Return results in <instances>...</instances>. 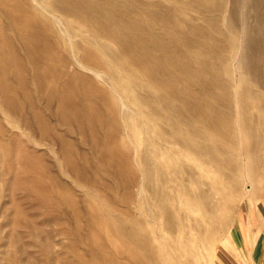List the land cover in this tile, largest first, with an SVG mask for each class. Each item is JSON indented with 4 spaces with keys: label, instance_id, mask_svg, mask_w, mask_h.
I'll use <instances>...</instances> for the list:
<instances>
[{
    "label": "bare ground",
    "instance_id": "6f19581e",
    "mask_svg": "<svg viewBox=\"0 0 264 264\" xmlns=\"http://www.w3.org/2000/svg\"><path fill=\"white\" fill-rule=\"evenodd\" d=\"M35 1L42 10L24 19L10 8L16 2L0 0V49L21 41L33 70L42 59L48 67L61 62L69 82L94 84L109 100L65 94L66 104L84 103L74 115L80 127L99 123L115 138L118 130L121 139L141 143V190L169 236L133 218H112L110 229L127 238L126 264H213L209 244L217 231L202 229L218 211L220 224L226 221L236 176L256 187L254 176L264 174V0H246L238 82L228 62L240 42L241 0ZM104 106L107 115L99 112ZM110 264L124 263L110 257Z\"/></svg>",
    "mask_w": 264,
    "mask_h": 264
},
{
    "label": "rangeland",
    "instance_id": "374dc122",
    "mask_svg": "<svg viewBox=\"0 0 264 264\" xmlns=\"http://www.w3.org/2000/svg\"><path fill=\"white\" fill-rule=\"evenodd\" d=\"M11 1L17 5L10 8L16 14L21 10L24 19L42 10L35 0ZM245 8L246 0H241L240 42L228 62L230 70L236 71L235 82L241 78L236 65L244 49ZM5 29V35L12 38L13 32ZM110 44L116 45L114 40ZM51 50L63 54L55 44ZM32 62L19 40L0 49V264H110V257L126 264L129 256L122 246L127 238L110 229L112 218H133L169 236L141 190V143L121 139L125 134L118 130L115 138L110 126L99 123L80 127L74 115L84 103L66 104L65 94L87 91L93 100L107 105L108 98L94 84L69 82L60 72L61 62L48 67L42 59L39 70H33ZM45 69L53 74L47 75ZM82 70L110 89L109 82ZM99 112L107 115L108 109L99 107ZM254 177L256 187L246 181L245 174L236 176L226 221L220 224L223 214L218 211L202 229L210 235L217 231L209 244L213 264H220L221 256L232 250L236 220L250 216L264 203V174ZM152 213L157 218L145 222V216ZM195 264L205 263L200 259Z\"/></svg>",
    "mask_w": 264,
    "mask_h": 264
},
{
    "label": "crops",
    "instance_id": "0c3cea01",
    "mask_svg": "<svg viewBox=\"0 0 264 264\" xmlns=\"http://www.w3.org/2000/svg\"><path fill=\"white\" fill-rule=\"evenodd\" d=\"M231 241L232 250L221 256L220 264H264V203L250 216L236 220Z\"/></svg>",
    "mask_w": 264,
    "mask_h": 264
}]
</instances>
